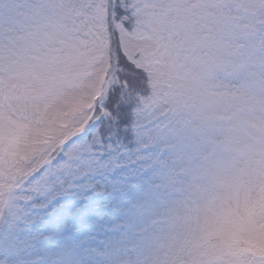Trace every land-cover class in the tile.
<instances>
[{"label": "snow or ice", "instance_id": "obj_1", "mask_svg": "<svg viewBox=\"0 0 264 264\" xmlns=\"http://www.w3.org/2000/svg\"><path fill=\"white\" fill-rule=\"evenodd\" d=\"M54 105L55 134L7 158ZM97 177L93 231L37 226ZM261 201L264 0H0V264H264L242 231L221 241Z\"/></svg>", "mask_w": 264, "mask_h": 264}, {"label": "rangeland", "instance_id": "obj_2", "mask_svg": "<svg viewBox=\"0 0 264 264\" xmlns=\"http://www.w3.org/2000/svg\"><path fill=\"white\" fill-rule=\"evenodd\" d=\"M60 105H54L45 113L41 124L29 130L18 142L9 139L5 155L9 159L22 161L30 149L43 144L49 136L55 134L57 113ZM51 122V123H50ZM15 155H12V152ZM135 187L133 195L144 191V186L131 181ZM97 185L93 190L85 182H77L68 187L50 194L47 200L42 201L34 210L37 226L45 232H61L66 237L79 235L84 237L93 231L94 221L97 217L109 213L110 197L104 194V182L97 177ZM254 189V182L250 185ZM264 205V201H261ZM259 213V222L255 217ZM247 219L235 213L228 217L227 230L221 235V241L231 238L234 232L242 231L254 244L259 242V251H264V207L250 208L246 212ZM212 215L204 212L196 222L197 232L208 229L212 223Z\"/></svg>", "mask_w": 264, "mask_h": 264}, {"label": "trees", "instance_id": "obj_3", "mask_svg": "<svg viewBox=\"0 0 264 264\" xmlns=\"http://www.w3.org/2000/svg\"><path fill=\"white\" fill-rule=\"evenodd\" d=\"M49 137H50V136H49ZM126 171H127V172H131L132 169H126ZM135 183H139V181H136V180H135Z\"/></svg>", "mask_w": 264, "mask_h": 264}]
</instances>
